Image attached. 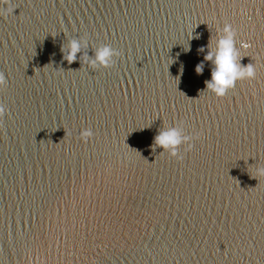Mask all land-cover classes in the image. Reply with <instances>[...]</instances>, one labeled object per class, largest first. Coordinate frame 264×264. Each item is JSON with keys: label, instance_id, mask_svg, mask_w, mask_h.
I'll return each instance as SVG.
<instances>
[{"label": "water", "instance_id": "obj_1", "mask_svg": "<svg viewBox=\"0 0 264 264\" xmlns=\"http://www.w3.org/2000/svg\"><path fill=\"white\" fill-rule=\"evenodd\" d=\"M5 6L0 264H264V0ZM225 23L256 79L217 99L195 68ZM71 38L88 47L69 65ZM104 45L120 55L93 70ZM179 123L201 134L183 160L153 151Z\"/></svg>", "mask_w": 264, "mask_h": 264}, {"label": "clouds", "instance_id": "obj_2", "mask_svg": "<svg viewBox=\"0 0 264 264\" xmlns=\"http://www.w3.org/2000/svg\"><path fill=\"white\" fill-rule=\"evenodd\" d=\"M7 0H0V14L10 11L13 14L15 9H8L6 5ZM236 31L229 23H225L222 29L218 30L217 39L212 45H207V54L204 56L203 61L199 63L195 72L197 75H202L205 63L210 64V80L205 81V89L200 93H209L217 99H223L229 91L234 90L238 82L252 81L256 79V66L253 63L247 66L241 65V57L236 48ZM198 38V37H197ZM88 47L86 39L71 38L69 39L65 48L61 51L64 53L63 59L69 64L79 61L83 49ZM244 48L248 45L244 44ZM190 51V47L189 50ZM204 52L205 49H199ZM120 53L113 49L110 45L100 46L95 49L92 57H87L88 65L93 70L100 68L108 69L116 63L115 57ZM182 72V69H181ZM6 85L5 77L0 74V88ZM199 93V94H200ZM5 113V108L0 105V119ZM94 133L91 128L83 129L80 132V139L82 142L87 143L92 139ZM201 134H186L182 123L175 126L161 128L158 134L154 137L152 149H162V154H167L170 158L182 161L183 156L180 154L179 149L182 145H187L186 150H191L194 147L196 140L200 138ZM255 175L251 178L258 180L259 177H264V166L254 165Z\"/></svg>", "mask_w": 264, "mask_h": 264}]
</instances>
